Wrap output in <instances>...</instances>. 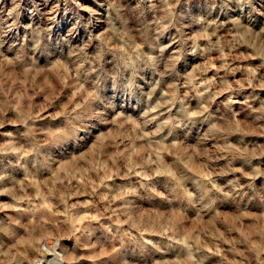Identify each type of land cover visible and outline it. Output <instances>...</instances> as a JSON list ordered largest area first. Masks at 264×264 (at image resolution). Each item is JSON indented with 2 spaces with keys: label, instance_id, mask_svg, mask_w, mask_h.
Returning a JSON list of instances; mask_svg holds the SVG:
<instances>
[{
  "label": "rangeland",
  "instance_id": "374dc122",
  "mask_svg": "<svg viewBox=\"0 0 264 264\" xmlns=\"http://www.w3.org/2000/svg\"><path fill=\"white\" fill-rule=\"evenodd\" d=\"M0 264H264V0H0Z\"/></svg>",
  "mask_w": 264,
  "mask_h": 264
}]
</instances>
